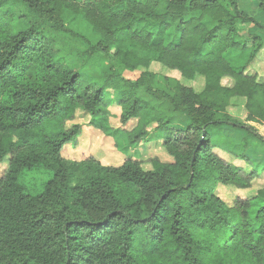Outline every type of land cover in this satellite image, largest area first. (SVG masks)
<instances>
[{"label":"trees","instance_id":"1","mask_svg":"<svg viewBox=\"0 0 264 264\" xmlns=\"http://www.w3.org/2000/svg\"><path fill=\"white\" fill-rule=\"evenodd\" d=\"M257 14L240 0H0V264H264V183L253 190L264 168L225 134L264 145L251 125H264V75L250 71L264 38L245 29L264 31ZM71 23L92 35L77 59L58 47ZM152 63L204 86L153 73ZM109 90L122 109L111 131L131 145L158 133L171 162L153 158L147 170L131 157L106 166L63 156L83 133L69 124L78 111L102 130L94 120L107 115ZM238 106L245 120L231 112ZM34 169L52 178L30 195L20 178ZM223 186L249 194L227 202Z\"/></svg>","mask_w":264,"mask_h":264},{"label":"rangeland","instance_id":"2","mask_svg":"<svg viewBox=\"0 0 264 264\" xmlns=\"http://www.w3.org/2000/svg\"><path fill=\"white\" fill-rule=\"evenodd\" d=\"M240 7L246 12L257 14V5L255 0H240ZM257 20L264 26V16L257 14ZM67 26L71 29L72 32L68 33V35L61 40L58 47L60 50H62V53L64 55L70 54L72 56H75L74 58L77 59L76 55L78 51L88 47L87 40H91L92 35L90 31L85 28H80L76 23H71ZM245 29L246 31H248V33L257 34L264 38V31L258 27L250 25L245 27ZM115 52L116 50L115 48H113L111 50V57L103 60L102 64L104 66L110 67L113 64L112 56L115 54ZM149 70L161 76L165 75L171 78L179 79L182 82L187 83L186 85L193 87L196 91L201 90L204 86L203 78H197L193 82H187L181 78L180 74L168 71V69H164L158 63H152ZM143 71L144 69L134 73L126 72L125 76L132 80H135ZM250 71L258 72L259 74L264 75V54L261 56L257 65L252 67ZM83 72L89 76L100 75L99 70L92 66L83 67ZM155 80L157 88L162 89L168 93L174 92V83H171L170 81H167L162 77H157ZM225 83H227V81H225ZM112 92V90L110 92H105L106 97L111 100V104L109 105L107 110V115L94 120L98 128L102 129L105 133L112 135V137L106 136L102 130L90 127V117L85 113L78 111L75 120L73 122H70L69 124L81 125L83 128V133L76 142L70 144L64 150L63 156L68 160L78 162L84 160L87 156H95L100 159L101 162L106 166H119L123 164L126 158L131 157L139 160L147 170H150L152 168L150 160L153 158H158L162 162H171L170 158L165 154V151L162 148V142H154L160 136L158 135V133H153L152 136H150V140L153 141L150 144L145 143L140 145H131L122 132H112L113 130L111 127L115 128V130L118 128H122V124L120 123L122 109L118 105L119 97L114 92ZM142 98L147 99L149 97L146 96L145 93H142ZM162 105V107H168L169 104L165 102ZM231 112L233 114H237V116L243 120H245L246 118V113L243 110L242 106L232 107ZM134 125L135 122H131L124 128L132 129ZM180 125L181 123H179V126ZM251 125L255 126V128H257L260 134L264 137V125L256 123H251ZM225 130V134L226 136H228L229 140L228 144L235 145L236 150L239 153L246 154L247 157L257 165L258 171L262 170L264 168V145L258 143L254 138L245 135L244 132L234 131L228 128H226ZM244 139H248L249 142H246V140L244 141ZM114 140L117 141V147H115ZM230 140H234V142H231ZM234 164L238 167L245 166V162L241 160L235 161ZM7 167V162H3L0 164V175H3L5 173ZM78 177L74 178V180ZM51 178L52 174L50 172L43 169H34L32 171L24 172V174L20 178V184L25 188L28 194L37 195L43 191L45 183H47ZM257 182L258 184L255 185V188H253L254 191H256L257 186L264 183V174L263 178L259 179ZM219 192L227 202H232L237 197H246L247 194H249V192L246 191H238L224 186L219 188Z\"/></svg>","mask_w":264,"mask_h":264},{"label":"crops","instance_id":"3","mask_svg":"<svg viewBox=\"0 0 264 264\" xmlns=\"http://www.w3.org/2000/svg\"><path fill=\"white\" fill-rule=\"evenodd\" d=\"M111 90H109V92H110ZM113 93V92H112ZM226 129V128H225ZM229 129V128H228ZM225 132H226V130H225Z\"/></svg>","mask_w":264,"mask_h":264}]
</instances>
